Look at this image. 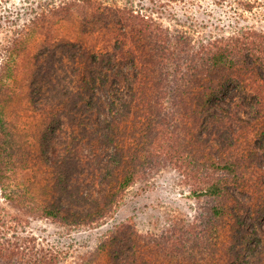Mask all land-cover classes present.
<instances>
[{
	"label": "trees",
	"instance_id": "16d2710c",
	"mask_svg": "<svg viewBox=\"0 0 264 264\" xmlns=\"http://www.w3.org/2000/svg\"><path fill=\"white\" fill-rule=\"evenodd\" d=\"M161 166L214 200L202 223L69 251L0 210V264H264V0H0L1 197L98 226Z\"/></svg>",
	"mask_w": 264,
	"mask_h": 264
},
{
	"label": "rangeland",
	"instance_id": "374dc122",
	"mask_svg": "<svg viewBox=\"0 0 264 264\" xmlns=\"http://www.w3.org/2000/svg\"><path fill=\"white\" fill-rule=\"evenodd\" d=\"M28 131L38 128L39 122L24 121ZM33 153L38 155L35 142ZM40 164V159L34 158V168ZM28 177V176H27ZM27 178L20 175L17 182H25ZM214 200L211 198L195 199L190 195L189 185L181 180L180 175L172 168L161 166L147 179H139L130 185L122 194L120 202L106 217L101 225L70 228L53 222L49 218L23 215L15 207L8 204L0 195V210L6 213L23 216L19 224V234L35 236L46 246L66 250H87L92 248L95 240L107 229L120 222L131 221L140 233L164 230L169 223L184 224L194 221L202 223L210 213ZM92 245V246H91Z\"/></svg>",
	"mask_w": 264,
	"mask_h": 264
}]
</instances>
